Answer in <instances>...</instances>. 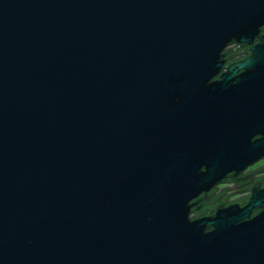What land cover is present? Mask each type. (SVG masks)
<instances>
[{"label":"water","instance_id":"1","mask_svg":"<svg viewBox=\"0 0 264 264\" xmlns=\"http://www.w3.org/2000/svg\"><path fill=\"white\" fill-rule=\"evenodd\" d=\"M263 26L264 0H0V264H264L261 182L190 217L264 158Z\"/></svg>","mask_w":264,"mask_h":264},{"label":"flooded vegetation","instance_id":"2","mask_svg":"<svg viewBox=\"0 0 264 264\" xmlns=\"http://www.w3.org/2000/svg\"><path fill=\"white\" fill-rule=\"evenodd\" d=\"M243 50L244 48L241 45L236 43L229 44L224 50L226 53L225 64L233 63L245 57ZM224 71L226 69L222 70V72ZM254 182H261L262 186H264V158L247 167L233 180L223 181L208 191L200 192L199 194L201 195L198 199L204 197L205 201L199 204V209L192 212L190 217L195 218L199 214L205 215L206 210L212 209L218 204L231 205L245 201L251 194L250 187ZM231 186L234 188L230 189L229 187ZM232 194L234 195L233 197H231Z\"/></svg>","mask_w":264,"mask_h":264},{"label":"rangeland","instance_id":"3","mask_svg":"<svg viewBox=\"0 0 264 264\" xmlns=\"http://www.w3.org/2000/svg\"><path fill=\"white\" fill-rule=\"evenodd\" d=\"M231 187H232V186H231ZM233 192H234V190H233ZM233 196H234V195L232 194L231 197H233Z\"/></svg>","mask_w":264,"mask_h":264},{"label":"bare ground","instance_id":"4","mask_svg":"<svg viewBox=\"0 0 264 264\" xmlns=\"http://www.w3.org/2000/svg\"><path fill=\"white\" fill-rule=\"evenodd\" d=\"M226 49V48H225Z\"/></svg>","mask_w":264,"mask_h":264}]
</instances>
